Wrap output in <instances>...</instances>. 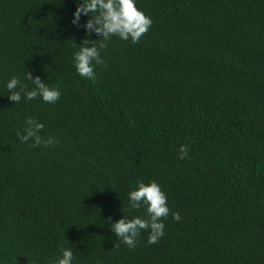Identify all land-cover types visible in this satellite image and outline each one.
Here are the masks:
<instances>
[{
    "label": "trees",
    "instance_id": "trees-1",
    "mask_svg": "<svg viewBox=\"0 0 264 264\" xmlns=\"http://www.w3.org/2000/svg\"><path fill=\"white\" fill-rule=\"evenodd\" d=\"M76 6L0 0V264L62 248L72 264H264V0H136L149 30L112 36L94 80L72 63ZM24 72L59 100L10 101L11 77L34 87ZM28 117L39 144L19 138ZM138 181L170 213L157 243L143 230L130 249L110 224L144 216L128 207Z\"/></svg>",
    "mask_w": 264,
    "mask_h": 264
},
{
    "label": "clouds",
    "instance_id": "clouds-1",
    "mask_svg": "<svg viewBox=\"0 0 264 264\" xmlns=\"http://www.w3.org/2000/svg\"><path fill=\"white\" fill-rule=\"evenodd\" d=\"M89 17L83 25L80 24L81 16ZM70 23L77 29L83 28L85 36L80 44L73 45L78 49L73 53L72 63L76 73L81 78L94 80L96 74L94 66L102 64L100 49L107 47V41L112 36L121 40L131 41L136 44L141 36L146 33L152 20L136 6V0H77V6L72 13ZM96 35L98 39L90 40L88 37ZM99 41L97 44L96 42ZM24 78L31 81L34 87L30 90L21 84V81L13 76L6 82L9 95L7 98L13 103H19L22 98L33 100L40 98L43 102L54 104L61 96L59 89L49 87L42 82L39 76H33L30 72H24ZM24 134L20 135L21 141L34 138L35 143L41 142L37 133L44 127L32 117L26 119ZM52 141L49 140L48 143ZM187 146L179 148V158L187 156ZM128 207L131 210L143 208L144 216H134L131 219L124 215L110 224L111 231L117 239L126 244L130 249L137 244V238L143 230L148 231L147 242L155 244L164 235L165 224L162 218H166L170 209L167 205V196L155 181L144 183L138 181L137 186L128 193ZM176 221L181 219L179 213H172ZM73 251L71 248H62L60 255L52 264H72Z\"/></svg>",
    "mask_w": 264,
    "mask_h": 264
}]
</instances>
